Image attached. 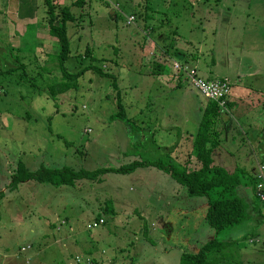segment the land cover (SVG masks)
Wrapping results in <instances>:
<instances>
[{
	"label": "rangeland",
	"instance_id": "obj_1",
	"mask_svg": "<svg viewBox=\"0 0 264 264\" xmlns=\"http://www.w3.org/2000/svg\"><path fill=\"white\" fill-rule=\"evenodd\" d=\"M36 2L33 8L39 6L47 20L45 1ZM67 3L57 0L55 4ZM146 8L153 17L142 16ZM19 9L17 0H0V190H4L0 193V264H86L89 255L99 264H180L183 253H194L214 231L200 216L206 211V197L187 195L188 211L202 202L190 216L183 208L184 196L168 201L175 196L176 181L165 170L143 166L101 175V181L82 179L60 187L30 181L11 190L12 174L19 161L35 172L41 166L95 170L116 168L134 158L165 160L150 140L134 135L145 130L149 134L148 128L154 132L155 119L157 126L161 122L163 128L157 130L161 133L169 124L166 110L174 111L179 124L195 132L191 103L197 91L183 79V85L174 82L165 93L151 89V84L171 77L173 60L179 59L196 65L205 77L225 74L262 89L264 81L255 82L250 73L264 72V0H90L74 5L76 19L68 22V37L75 56L66 60L68 70H75L77 57L80 66L101 63L109 76L86 71L77 88L59 95L49 87L59 81V42L48 32L43 45L36 44L33 31L25 33ZM130 14L136 19L132 23L127 21ZM35 15L31 13L30 22L36 21ZM175 28V44H184L188 51L166 55L163 40L155 43L150 37L156 29L164 39V33ZM21 41L28 42L25 50L18 49ZM87 49L90 56L85 55ZM136 54L165 57L160 60L167 69L165 76L149 74L151 68L146 70L144 65L140 72L134 65ZM193 55L198 56L194 61ZM21 63L25 68L13 69ZM119 99L128 120L113 117L120 110ZM137 106L142 114L136 115ZM251 114L250 123L234 116L231 129L223 133L234 136L223 148L233 157L224 162L216 157L230 171L242 169L245 180L256 175L260 161L256 156L262 154L254 155L255 144L248 136L264 138V109ZM242 192L251 205L248 217L216 237L233 241L225 249V262L264 264V203L256 207L254 193L245 188ZM99 214L106 222L93 227ZM195 219L196 228H189ZM78 256L82 262L76 260ZM222 256L211 254L212 264H223Z\"/></svg>",
	"mask_w": 264,
	"mask_h": 264
},
{
	"label": "trees",
	"instance_id": "obj_2",
	"mask_svg": "<svg viewBox=\"0 0 264 264\" xmlns=\"http://www.w3.org/2000/svg\"><path fill=\"white\" fill-rule=\"evenodd\" d=\"M83 2L84 0H74V3L80 6H82ZM147 9L148 8H146L145 12L141 14L144 18L147 16L146 18L148 19L152 15L146 12ZM47 12L49 31L59 42V49L56 54V58L60 75L58 77L59 81L49 85L51 92H53L55 95H59L62 91L68 88H77L78 78L84 72L89 70H93L102 77L109 76V73L102 69L101 63L97 64L93 62L88 65L85 64L80 66L81 64L79 63L77 57L74 62V65L76 66H74L75 70L72 72L68 70L66 60L69 57L72 58L75 56L73 54L71 55L70 41L68 37V22L74 21L76 16L70 11V7L67 5L61 6L59 12L56 13L54 11V5L49 4V10H47ZM151 28L154 29L155 26L152 25ZM168 35L171 40L164 42V53L171 56H180V50L176 49L175 47V38L178 35L177 29L175 28V30L171 31ZM177 52L180 54H176ZM88 53L89 55H87ZM85 55L90 56L88 49L85 51ZM91 59L95 60L93 56H91ZM173 61L179 62L181 60L176 59ZM180 63H184V61H181ZM18 67H24V64L21 63L13 69ZM177 76H179L177 78H181L186 81L182 76ZM221 76L225 75H219V77ZM209 77L212 78L216 76ZM230 93L227 97V107L228 104H230ZM119 106L120 110L116 112L113 117H120L123 120H128L129 118H125L124 116L126 114L125 107L120 99ZM226 108H223L217 100L208 99L203 116H201L200 122L194 133L192 157H194L196 160V166L193 168L189 167L180 169L179 166L175 164L168 165L169 160H167V162L164 160H155L151 162L145 160H133L130 163L120 165L116 168L99 167L95 170H75L67 166H62L60 168H48L41 166L40 169L32 172L26 169L21 161H19L15 172L12 174V180L10 182L9 189H16L19 184L30 181L49 183L57 187L62 185H74L77 183V181L82 179L101 181V175L103 176L108 173H128L136 170L139 166L153 164L168 171L178 182V184L183 186L189 197H206V211L204 214V221L210 228L213 229L214 234L207 240L206 243L199 247V250H197L195 253H183L180 264H212L210 257L211 254L216 255L219 253L223 255L221 258L223 264H236L228 261L225 262L227 259L226 255L224 254L225 249L227 245L233 241L231 240V242H229L226 240H218L216 234L223 229L240 224L248 217L249 209L251 210V205L248 204V196L243 194L242 189H250L254 193L257 200L256 207L259 206L260 203L263 204V202L256 197V178L254 175L245 180L243 179L244 171L242 169L230 171L226 167L222 165H216L213 162V151L219 146L220 135L224 130L221 114ZM3 192L4 190H0L1 194ZM1 198L2 195H0V200ZM99 218L100 217H97V220Z\"/></svg>",
	"mask_w": 264,
	"mask_h": 264
},
{
	"label": "crops",
	"instance_id": "obj_3",
	"mask_svg": "<svg viewBox=\"0 0 264 264\" xmlns=\"http://www.w3.org/2000/svg\"><path fill=\"white\" fill-rule=\"evenodd\" d=\"M36 1L37 0H17V2L19 3V7H20L19 14H20L21 18L23 19L22 21H23V25L25 27L24 29L26 30L25 33L27 34L28 31L32 30L34 33V37H36L33 40H36V44L39 43V45H43L42 40L45 37H47L48 34H50V33H48V32H50V31H48L49 30L48 22H47L48 17L46 20V19H44V17H42L40 15L41 13H40L39 6L36 9L33 8L34 7L33 5L37 4ZM44 1L46 3V12H47V10H49V4L54 5V11L56 13L59 12L61 6H58L55 4L57 0H51L54 3H52L50 0H44ZM61 1H63V0H61ZM67 1H68V3L63 4L62 6H64V5L69 6L71 12H73L71 9L72 6H74V5L80 6V5L75 4L74 0H67ZM88 1H90V0H84L82 6L87 4ZM57 6L59 7V9H57ZM34 12L36 14L35 15L36 21L30 22L31 19L29 17L31 16V13H34ZM74 15H75V13H74ZM113 15L116 16L115 13H113ZM27 19H29V20L27 21ZM145 25H148V24H145ZM28 28H30V29H28ZM25 33L22 32V35H24ZM153 33L154 34L151 35L153 37H150V38L155 43L158 41H162V40H163V43L171 40V38L168 37L169 35H167L166 32L164 33V39H163V32H158L159 35H157V30L155 29ZM20 43H21L20 48H18V49L25 50L24 46H25V44H28V42L21 41ZM39 45L34 47V49L37 50V48H39ZM175 47L176 48L179 47L180 51H182V52L184 51V53H186L188 51L185 48L184 44L180 45L178 41H176ZM161 58L165 59V57H162V56L160 57V59L159 58L150 59V55L148 56V54H146V55L140 54V56H139V54H136V60L134 61V65L138 66L140 72H141V67L143 65L146 66L145 67L146 70H147V68H151L148 71L149 74H152L155 76L157 75L158 78H161L163 75L165 76V74H164L165 72L167 73V69H165V64L160 61ZM196 58H198V56L193 55L191 60L194 61ZM174 60H176V59H174ZM189 64H192V63H189ZM192 65H194V64H192ZM194 66H196V65H194ZM197 69H198V67H197ZM171 70H172L171 77L167 75L165 78L162 77L161 78L162 80L161 79L154 80L155 82H153L151 84L150 88L151 89H156V88L160 89L161 88L164 90V93H165L166 92L165 87L173 86L171 84L174 82H175L174 84L177 85L178 87L183 85V80L181 78H177L179 76L176 75L175 71L173 70V67L171 68ZM169 73H170V71H169ZM159 76H161V77H159ZM225 76H227V75H225ZM250 76L254 79L255 82H263L264 81V72H262L258 76H254L252 73H250ZM207 77H209V76H207ZM229 80H230V78H229ZM230 83H231V88H232L230 96H229L230 104H228V107L221 114V120H222L223 126H224V130H223L224 134L227 132L228 129L229 130L231 129L234 116L237 115L240 118H244L243 119L244 122L246 121L247 123H250L247 120L248 116H251L252 115L251 113L258 108L264 109V96H261V94L256 92L257 90H259V91H262L264 93V87L262 89H257L256 87H253V85H246L245 83H243L239 79V77L236 80L231 79ZM191 88L194 89L193 87H190V89ZM194 90H196V89H194ZM197 92L194 91V93H193L194 99L191 103V110L194 111V115H195L193 118L194 123L198 126L200 119H201V116H203L204 109L207 106L208 99H207V103L203 102L202 99L198 96ZM137 101H138V99H135V105H136ZM152 101H153V103H155V99H153ZM155 105H156V103H155ZM138 109H139V106H137L136 115L142 114V112H143L142 109L141 110H138ZM173 114H175L174 111L166 110V113L164 116L168 115L167 118L169 120V124L164 127V130L161 131V133L160 132L157 133L158 129L163 128L161 125V122L157 126L156 125V119H155V122H154L155 130H154V132H152L150 130V128H148L149 134H146V130H145V131H143V134L134 135V136L137 137L138 139L150 140L154 146H157L160 150H162L163 153L166 155V159L164 161L167 162V160H169L168 165L175 164V165L179 166L180 169H185V168H189V167L193 168L194 166H196V160L194 157H192V145H193V139H194V133L195 132L191 133L190 131H188V129L185 128V125H184L185 123L179 124L177 117H174ZM164 116H161V117H164ZM144 124H145V122H144ZM229 125L231 126L230 128H229ZM138 126L140 127L139 130L142 129V125H138ZM197 126H196V129H197ZM222 134L220 135L219 146L213 151V162L216 165H222V164L218 163V161L216 160V157H218L221 161L223 160V162L225 160H227L228 158L233 157V155H231V157L229 156V154H231V152H225L223 150V148L228 147L227 144H228L229 140H231L230 138L234 137V136L224 135V134L222 135ZM248 137L251 140V143L255 144V150H254L255 154L254 155L256 156L257 153L262 151V154H259L258 156H256V161H258V157H259V160L263 162L264 161V138L262 136H248ZM230 150L232 151V153H234V151L232 149H230ZM134 160H138V159L134 158ZM158 160H161V159H158ZM139 161H141V160H139ZM151 161H155V160H151ZM144 166H152V167H156V168L159 167V166H156L153 164L144 165ZM141 167H143V166H139L138 168H141ZM245 167L246 166H244L243 168H245ZM159 168L162 169L161 167H159ZM163 170H164V168H163ZM254 171H255V169H254ZM166 172L172 177V175L168 171H166ZM182 187L183 186L178 184V182L176 181L175 182V189H174L175 196L173 199H169L168 201H170V202L173 201V203H174L175 200H181L182 197L184 196L185 200H183V208H184V211L187 212V216H190L194 212L197 213V211L195 209H198V211L200 210L199 206L202 207V202H200L199 205H196L194 207V209H191L188 211L187 206L185 205V201H187L189 197L187 196L185 190L183 191ZM204 214H205V212L200 213V216H202V220L204 218ZM97 217H100L101 219L105 220V218H104L105 216H100V214L97 215ZM105 222H106V220H105ZM62 223H63V221H62ZM192 223L193 222L189 223L190 224L189 228H193V229L196 228V226H197L196 219L194 220V224H192ZM164 224H166V223H164ZM169 225L170 224H166V228H169ZM197 250H199L198 246L195 248L194 253ZM118 257H119V254L117 255V258ZM85 258H86V260L88 258H90L91 263L99 264L98 260H96L95 257H91L89 255V257H85ZM109 261L111 263L115 262V261H113V259L109 260ZM116 263L118 264V262H115V264ZM86 264H88V263L86 262Z\"/></svg>",
	"mask_w": 264,
	"mask_h": 264
},
{
	"label": "built area",
	"instance_id": "obj_4",
	"mask_svg": "<svg viewBox=\"0 0 264 264\" xmlns=\"http://www.w3.org/2000/svg\"><path fill=\"white\" fill-rule=\"evenodd\" d=\"M128 23L135 21V15L130 14L128 16ZM173 69L177 75L182 76L190 86L200 92L208 99H215L223 107H227V97L231 91L230 81L226 76L205 77L199 73L197 68L187 63L173 62ZM256 178V197L264 203V163L259 162L257 166ZM103 225L104 220L98 219L93 222L92 226L97 227ZM78 262H82L81 257H77ZM88 263H91V259H87Z\"/></svg>",
	"mask_w": 264,
	"mask_h": 264
}]
</instances>
